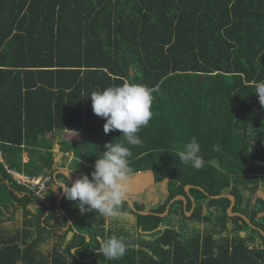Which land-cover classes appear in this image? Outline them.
<instances>
[{"label":"trees","instance_id":"1","mask_svg":"<svg viewBox=\"0 0 264 264\" xmlns=\"http://www.w3.org/2000/svg\"><path fill=\"white\" fill-rule=\"evenodd\" d=\"M260 81L264 0H0V264H264ZM125 82L154 89L153 116L138 133L142 144L129 146V166L152 172L163 203L148 210L124 201L120 214L135 215L128 221L81 215L63 196L67 214L59 212L56 186L72 182L58 170L90 174L104 145L122 135L105 134L90 94ZM64 132L79 144L58 140ZM193 137L205 161L199 170L179 159ZM6 164L51 176L54 208ZM179 195L187 204L171 203ZM217 195H234L233 210L250 222L230 216L232 200ZM112 234L129 247L110 261L96 249Z\"/></svg>","mask_w":264,"mask_h":264},{"label":"clouds","instance_id":"2","mask_svg":"<svg viewBox=\"0 0 264 264\" xmlns=\"http://www.w3.org/2000/svg\"><path fill=\"white\" fill-rule=\"evenodd\" d=\"M153 92L147 85L125 82L90 94L93 113L106 121L105 134L118 130L122 135L104 145L105 151L95 159L90 174L82 173L71 184L56 186L67 200L75 202L81 215L95 212L105 218L119 216L131 179L129 146L142 144L138 133L152 119ZM254 94L264 107V81L255 84ZM179 159L197 170L205 166L196 137L183 146ZM128 247L129 242L124 237L112 234L101 239L96 252L107 260H119Z\"/></svg>","mask_w":264,"mask_h":264},{"label":"crops","instance_id":"3","mask_svg":"<svg viewBox=\"0 0 264 264\" xmlns=\"http://www.w3.org/2000/svg\"><path fill=\"white\" fill-rule=\"evenodd\" d=\"M57 138H58V140L70 139V140L74 141L75 145L79 144V136H78V134L73 133V132H64L63 134H59L58 133ZM58 148H59V144L57 145L56 149H58ZM0 151L2 152V156L0 157V161L5 162V160H4V151L2 150L1 147H0ZM68 155H69V160L71 161V159L73 158V152L68 153ZM23 161L24 162L28 161V152L27 151H24V153H23ZM5 166H6V169H7L8 173L13 177V175L9 172L8 168H10V167L8 166V164H6ZM10 169L11 170H15L17 172H20L22 174H25L24 172H21V171L15 169V168H10ZM60 172L64 173L71 182H73L76 178H78V175L75 172H73L72 170H70L69 168H60L58 170V173H60ZM25 175H27V174H25ZM28 176H30V175H28ZM41 176H47V175H41ZM32 177H36V176H32ZM13 179H14V177H13ZM59 183H65V182H59ZM154 183H155V181H154L153 174H152L151 171L140 172V173H137V174H131V179H130V182H129V185H128V192L126 194V197H125L124 201H128L133 207H134V202H139V204H144L148 208V204L150 203V201H153V200L156 201L158 206L161 205L163 203V200L160 202V199L157 198V196L155 194H154V198L153 199L149 198L151 194L149 196L144 195L145 189H151V190L154 189ZM63 196L64 195L61 192L59 197H58V200H57V203H58V206H59L58 211L62 212L64 214H67L65 212V210L61 206V199H62ZM46 197L48 198L47 195H46ZM37 198L42 202V200L39 197H37ZM51 203H52V201H51ZM42 204L44 206H46L43 202H42ZM39 207H41V206L38 205L35 202L31 204V208L34 211H36L37 208H39ZM48 208H54L53 203H52V207H48ZM169 210H170V208H169ZM190 211L187 212L188 216L192 215V213H193L192 212L191 214H188ZM142 213H144V212H142ZM168 213H169V211L166 210L164 213H160V214H161L162 217H165V216L168 215ZM69 222L72 223L70 218H69ZM71 223H69L67 225L66 229L69 228ZM87 239L90 240V237H88ZM73 251H75V249H73Z\"/></svg>","mask_w":264,"mask_h":264},{"label":"built area","instance_id":"4","mask_svg":"<svg viewBox=\"0 0 264 264\" xmlns=\"http://www.w3.org/2000/svg\"><path fill=\"white\" fill-rule=\"evenodd\" d=\"M1 156L2 152L0 151V157ZM8 169L19 185L26 187L33 195L39 197L47 207H52L51 201L46 197V192L48 191L49 183L52 179L51 176L32 177L15 170H11L10 168Z\"/></svg>","mask_w":264,"mask_h":264},{"label":"water","instance_id":"5","mask_svg":"<svg viewBox=\"0 0 264 264\" xmlns=\"http://www.w3.org/2000/svg\"><path fill=\"white\" fill-rule=\"evenodd\" d=\"M191 187H192V185H188L186 187L187 192L190 191ZM259 195L262 198H264V192L263 191H260ZM223 196H229V198L232 200V203H231V205H230V207L228 209V212H229L230 216L240 215V216L244 217L247 221L250 222L249 218L246 215H244V214H242L240 212H234L233 211V208H234V205H235V202H236V198H235L234 195H217V196H213V197L219 198V197H223ZM179 199L184 200L185 204H187L188 200H187V197L185 195H179V196L175 197L174 199H172L171 203H173L175 200H179ZM192 201H193V207H192L191 211L188 214H191L194 211V209H195L196 202H195V199L193 197H192ZM169 208H170V204L167 207V211H169ZM144 213H148V212H144ZM261 214L264 215V212H262ZM262 233L264 234V231H262Z\"/></svg>","mask_w":264,"mask_h":264},{"label":"rangeland","instance_id":"6","mask_svg":"<svg viewBox=\"0 0 264 264\" xmlns=\"http://www.w3.org/2000/svg\"><path fill=\"white\" fill-rule=\"evenodd\" d=\"M163 187H161L159 184H155L154 183V189H145V191H144V195H146V196H149L150 194V199H153L154 198V194L157 196V198H159L160 199V202L163 200V198H164V195H163ZM153 193V194H152ZM149 203V202H148ZM150 207L151 208H155V207H158V205H157V203H156V201L155 200H153V201H150V203L148 204V208L150 209ZM168 207V206H167ZM148 209V210H149ZM264 212V211H263ZM262 213V212H261ZM134 216L135 215H133L132 213H124V212H122L121 214H119V218L120 219H123V220H128V221H130V220H133V219H135L134 218Z\"/></svg>","mask_w":264,"mask_h":264},{"label":"flooded vegetation","instance_id":"7","mask_svg":"<svg viewBox=\"0 0 264 264\" xmlns=\"http://www.w3.org/2000/svg\"><path fill=\"white\" fill-rule=\"evenodd\" d=\"M234 211V210H233ZM234 212H237V211H234ZM235 216H237V215H235Z\"/></svg>","mask_w":264,"mask_h":264}]
</instances>
